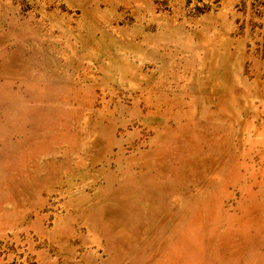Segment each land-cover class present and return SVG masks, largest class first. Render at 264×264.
Segmentation results:
<instances>
[{
	"label": "rangeland",
	"instance_id": "1",
	"mask_svg": "<svg viewBox=\"0 0 264 264\" xmlns=\"http://www.w3.org/2000/svg\"><path fill=\"white\" fill-rule=\"evenodd\" d=\"M0 264H264V0H0Z\"/></svg>",
	"mask_w": 264,
	"mask_h": 264
}]
</instances>
